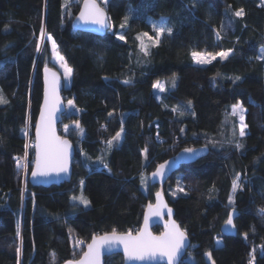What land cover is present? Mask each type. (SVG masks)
<instances>
[{
    "label": "trees",
    "instance_id": "obj_1",
    "mask_svg": "<svg viewBox=\"0 0 264 264\" xmlns=\"http://www.w3.org/2000/svg\"><path fill=\"white\" fill-rule=\"evenodd\" d=\"M82 2L68 0L66 8L65 0H0V94L7 101L0 104V264H64L78 260L94 235L136 234L158 192L150 174L179 152L201 147L209 155L182 166L165 186L191 240L181 264H211L206 252L214 264H264V60L258 58L264 0H109L112 29L104 37L73 31ZM240 8L242 18L234 15ZM154 24L172 29L158 45ZM145 32L153 37L143 38L148 55L135 39ZM49 36L73 69L59 134L76 153L72 181L44 189L29 183L33 163L27 175L17 165L18 158L34 162L29 142L43 99L42 71L53 69ZM229 50L227 59L217 55L209 64L192 57ZM162 81L159 99L153 86ZM236 104L246 111L243 138L231 113ZM121 129L122 141L109 150L107 141ZM236 175L240 187L233 193ZM81 194L88 206L73 200ZM231 211L238 214L237 235L226 237L221 228Z\"/></svg>",
    "mask_w": 264,
    "mask_h": 264
},
{
    "label": "snow or ice",
    "instance_id": "obj_2",
    "mask_svg": "<svg viewBox=\"0 0 264 264\" xmlns=\"http://www.w3.org/2000/svg\"><path fill=\"white\" fill-rule=\"evenodd\" d=\"M104 3L107 4L108 0H104ZM68 0H65L64 7H68ZM236 17L242 18L245 15V11L243 8L236 10L234 12ZM79 21L84 24H95L102 28H108L110 25L107 23V16L104 7L98 5L96 0H83V7L80 11V14L77 18ZM128 17L125 16L123 22L120 27L123 29L126 27ZM153 31L156 34V39L153 40V37L148 33H140L135 39L140 41V50L144 53V55H148L147 46L144 43V37L148 40H153V44L158 45L160 43L159 37L163 35L165 32L171 34L172 29L166 28L164 26H156L153 25ZM44 29L41 28V39H43ZM219 38L220 33H216ZM49 40H52V37H48ZM117 39L124 40V35L117 36ZM53 52L60 62V66L64 70V76L66 80H70L73 69L67 65L64 61V57L60 56L56 51L55 41H52ZM37 51H40V45L37 44ZM231 50L228 52H219L216 54H205L201 52H192V57L197 64H209L213 60L216 59V56H220L221 59H227L230 55ZM261 60H264V52L258 57ZM49 69H45L46 78H45V94H44V107L41 110L40 121L36 125V141L35 144V161L34 168L32 170V176L36 177H47L51 174H57L67 172L68 170V162H69V148L70 144L67 140H61L56 136L54 128H53V117L56 111H58V105L60 104V99L57 94V88L59 84L58 77L56 73H51V81L48 80V72ZM235 79H240V77H236ZM125 84L131 83V81H124ZM173 86H175V79L173 78ZM153 87L158 88L160 91H164L163 86L157 82ZM7 101L0 94V104H5ZM191 104V101L188 102ZM69 106L74 107L72 101H68ZM176 108H173V111H176ZM245 109L242 104H236L232 106L231 113L233 116H239V136L243 138L245 136V128L247 124L244 122ZM111 116L112 113H109ZM181 115L183 113L181 112ZM76 128L80 129V132L83 133V129L80 128L79 123H76ZM121 129L120 132H117L112 139L107 141V147L110 150L113 147V142H119L121 138ZM27 134V133H25ZM243 145L241 143H236V148H241ZM147 148L144 149V155L147 159ZM186 153H193V149H185ZM25 159H27V154L25 155ZM102 162V161H101ZM18 167H23L27 170L26 164H21L18 158ZM107 167V165H105ZM154 177L163 178L165 175V165L161 164L157 170L152 174ZM240 181V176L236 175L233 180L232 191L233 193L240 187L238 183ZM143 182V177H142ZM83 183V181H81ZM178 191H184L182 187H178ZM156 196L158 198V203L155 207L152 204L148 205V214L144 218V228L137 235L133 236L131 232L129 233H118L115 229H113L110 233H105L103 235H94L92 237L91 243L87 245V251L83 253L81 259L77 261H69L67 264H99V259L102 250L111 251L114 247L122 245L125 255L129 260H139L143 261L145 259H151L157 255L161 257H167L168 264H176L178 254L184 248L185 241L187 240L186 232L179 229V226L175 223V221H170L165 225V232L161 236H153L148 231V223L150 216H160L162 208L166 207L161 201L160 196L161 193L157 192ZM73 200H79V202L85 206H88L90 203L82 194L79 197H73ZM230 199V203H231ZM264 213V209L260 210ZM168 214L171 216V209H168ZM227 226L234 227L233 217L230 214L227 221ZM19 234V232H18ZM245 238H247V234H245ZM78 243H83V241H78ZM219 244L220 241L218 240ZM17 253H20V248H17ZM54 255V254H53ZM205 255L208 259L212 260L211 252H206ZM253 261L255 259L254 255L252 257ZM214 264V261H213ZM252 264V262H250Z\"/></svg>",
    "mask_w": 264,
    "mask_h": 264
},
{
    "label": "water",
    "instance_id": "obj_3",
    "mask_svg": "<svg viewBox=\"0 0 264 264\" xmlns=\"http://www.w3.org/2000/svg\"><path fill=\"white\" fill-rule=\"evenodd\" d=\"M96 3L101 6V4L98 1H96ZM82 7H83V2L80 6V11L82 10ZM80 11H79L78 15L76 16V18L74 19V21L72 22L73 31L91 34V35H94L97 37H104L112 29L111 20H110V17L108 15L106 9H105V12H106V16L108 18L107 23L110 25V27H108V28H102V27L95 25V24H84L83 22L79 21L77 18L80 14ZM46 68L50 70L47 74L49 81H51V79H52L51 73H56V76L58 77V80H59V84H58V88H57V94H58L59 99H60V104L58 105V111L55 112L54 117H53V128H54V131H55V134L57 137H59L61 140H67L70 144L69 162H68L67 172L60 173L59 175L51 174L47 177H36V178H34L31 174L32 170L34 168V163H33V168L31 170V173L29 176V183L33 187H41L44 189H50L51 187H54V186L60 187L64 184L70 183L72 181L73 162H74V158H75L76 149H75V146L73 145V143L69 139L62 137L59 134V126L62 124L63 115L66 113V103H65L63 96H62V93L64 91L63 80L56 71H54L53 69L48 68V67H46ZM45 69H43V71H42L43 99H42V104H41V107L39 110V114L37 116L36 123L34 125V161H35V153H36L35 144L37 143V141H36V125L40 121L41 110L44 107V94H45V87H46ZM193 150H194L193 153H186L183 150V151L179 152L174 158L169 159L168 161L162 163L163 165H165V175L163 178L154 177L152 175L160 165L157 166L155 171L153 173H151L149 176L150 184L152 186L158 187V192L161 193V196L159 199L164 205H166V207L162 208L160 216H150V218H149L148 231L153 236H161L166 230L165 225L168 224L170 221H175V223L179 226V229L182 230L179 223L175 219L174 210L169 206V204L165 198L164 192H165V186H166L167 182L169 181V179L174 174H176L181 169L182 166L193 164V163L197 162L198 160L203 159L209 155V149L207 147L196 148ZM157 203H158V198H157V196H155L154 203H149V204H152L155 207V205ZM148 205L146 206V209H145V212L143 215V221H142L141 227L136 234H132L133 236L137 235L144 228V218L148 214ZM168 209H171V216H169V214H168ZM230 214L233 217L234 227L227 226L225 223L221 228V232L226 237H235L237 235V228L235 226V219L237 218L238 214L235 211H231ZM155 228H160L162 230L161 233L160 234L154 233L153 230ZM89 243H91V241ZM190 246H191V240H190L189 236L187 235V240L185 241L184 248L178 254L176 264L182 263V261L184 260V258L188 254ZM86 251H87V246L85 247L84 252H86ZM116 255H120L122 257L123 264H168L167 257H161L159 255H157L151 259H145L143 261L129 260L124 253L122 245L114 247L111 251L102 250L101 255H100V259H99V264H106V259L113 257V256H116ZM82 256H83V254H82ZM82 256L79 259H81ZM64 264H67V262Z\"/></svg>",
    "mask_w": 264,
    "mask_h": 264
},
{
    "label": "rangeland",
    "instance_id": "obj_4",
    "mask_svg": "<svg viewBox=\"0 0 264 264\" xmlns=\"http://www.w3.org/2000/svg\"><path fill=\"white\" fill-rule=\"evenodd\" d=\"M108 2H109V0H108ZM99 3L102 5V6H104V8H107V5H108V3L107 4H105L104 3V0H99ZM157 26H164V25H157ZM165 27V26H164ZM159 38H161V36L159 37ZM47 40H48V42H49V50H50V55H51V59H50V63L52 64V66H53V70L54 71H56L59 75H60V77L62 78V80H63V84H64V88L65 89H67V88H69L70 87V84H71V79H72V76H71V78H70V80H66L65 79V76H64V70H63V68L60 66V62L58 61V59L56 58V56H55V54H54V52H53V48H52V41L53 40H49L48 38H47ZM148 44V42H146V45ZM56 51L59 53V55L61 56V54H60V52H59V50H58V48H57V46H56ZM262 52H264V49L262 50ZM262 54V53H261ZM217 58V57H216ZM65 61V60H64ZM160 84L163 86V88H164V91H160L158 88H155V94H156V96L159 98V99H161V97H162V95H163V93L165 92V90H166V83H165V81H162V82H160ZM171 84H173V83H171ZM245 115H246V111L244 112V117H245ZM237 119H238V125H239V116L237 115V116H235ZM68 127H65L64 128V131H67L68 129H67ZM29 128L26 130V136H27V139H29ZM122 139H123V133H121V138H120V140H119V142H121L122 141ZM29 141V140H28ZM29 146L31 147V148H33L34 149V144H32L31 145V142H29ZM32 163H34V162H31V158L29 159V161H28V165H29V167H30V165L32 164ZM29 172V171H28ZM89 205V204H88ZM208 261L211 263V264H213V261L211 260H209L208 259Z\"/></svg>",
    "mask_w": 264,
    "mask_h": 264
},
{
    "label": "built area",
    "instance_id": "obj_5",
    "mask_svg": "<svg viewBox=\"0 0 264 264\" xmlns=\"http://www.w3.org/2000/svg\"><path fill=\"white\" fill-rule=\"evenodd\" d=\"M27 166H28V159L25 161V163ZM25 170V169H24ZM25 174L27 175L28 174V167H27V170H25Z\"/></svg>",
    "mask_w": 264,
    "mask_h": 264
}]
</instances>
